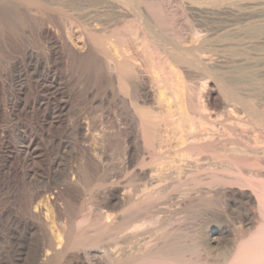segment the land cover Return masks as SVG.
Masks as SVG:
<instances>
[{
	"label": "rangeland",
	"instance_id": "obj_1",
	"mask_svg": "<svg viewBox=\"0 0 264 264\" xmlns=\"http://www.w3.org/2000/svg\"><path fill=\"white\" fill-rule=\"evenodd\" d=\"M2 1L0 0V264H131L130 260L133 261L146 254L148 246H150L148 249H155L161 247L163 242L167 245L165 252L169 257L178 261H190L192 264V257L197 252L193 244L194 233L198 229L201 238L212 233L210 232L211 227L217 226L218 223L215 222L222 220L219 214L221 208L219 205H222V201L214 196L200 197L198 198L201 199L199 204L198 202L194 205L187 203L182 206L176 200L192 198L193 195L196 198V190L202 179L208 175L214 177L216 174V177L220 178V174L222 176L226 173L209 166L211 163L209 160H203L201 163L205 165L201 171H186L179 177L174 169H170L171 171H166L168 179L164 176L166 180L161 183L160 180L164 178H159V175L152 172L157 165L166 166L171 161L177 165L180 163L184 165L177 155L179 148L175 149L174 146L162 151L151 147V151L150 149L145 151L144 159L149 164V175L146 178L131 173L124 163L127 133L117 132L118 111L123 106L118 100L108 99L106 101L107 98H104L108 89V91L115 89L116 92L117 90L109 79L110 70L107 65L103 66L97 62V57L103 55L98 52L97 55L91 54L87 56L88 58L85 57L76 62L68 55V47L74 43L76 46L79 45L78 47H83L90 37L104 43L113 33H119L122 41L127 43L130 41L127 30L131 34L136 28L139 29L145 25V29L152 30H146L147 39H150L146 44L147 46L149 44V48L153 45L150 51H156L154 55L157 54L158 59L164 51L172 57H188L192 60L191 98L198 97L200 87L206 81H202L199 74L203 68L208 69L209 72H215H210L213 78L211 81H214L211 83L219 82L230 92L233 88H227L230 84L226 82L229 80L233 82L235 84L233 87L235 86L236 91L240 93L241 107L244 110L243 117L246 121L253 122L252 125H247L248 127L245 126L242 129V139L247 149L244 148L252 151L249 152L251 155L246 153L245 158L243 157L246 161L245 171L247 173L257 169L252 166L253 159L257 158L252 154L254 150L258 152V157L264 163V143L253 145L257 139L264 141V0H241L243 1L241 7L232 5L235 0H221L224 1L221 5L212 4L214 6H210L214 11H219L216 9L224 7L229 11L234 10L235 14L238 11L243 13L239 14L241 18L238 16L234 19L227 13H220V17L218 15H215L216 17L206 16L207 19L206 17L201 18L194 10L190 14L187 8H183L186 7L185 2L188 0H109V2L108 0H4L3 4ZM194 1L202 0H192ZM144 9L148 10L149 16L143 14ZM187 10L189 13H186ZM247 11H250L249 14L253 16L248 17ZM132 26H135V29ZM45 29L51 31L55 38H59V45L62 43L61 50L58 49L60 52L54 58L51 56L50 46L43 35ZM210 29L212 31L209 33L216 36L211 38L209 34L207 37ZM71 30L75 33L73 38L70 36ZM198 31L201 34L206 31L202 35L207 39L195 38V33ZM154 38L159 39H155V44L158 46L154 44ZM197 38L198 42L195 41ZM252 42L255 48L251 46ZM197 44L198 46H195ZM250 47L254 49L251 51ZM201 51L211 56L209 58L203 55L211 59V62L208 61L210 66H206L207 62L202 66L200 63H195ZM196 53H198L197 56ZM31 56L39 65L37 69L33 70L28 67ZM153 58L156 59V55ZM223 58L225 62L220 61ZM232 58L235 63L232 62ZM217 59L222 65L216 62ZM230 62H232L231 65ZM225 67L226 70L222 71ZM44 68H49L53 71L52 73L57 74V83L62 85L64 94L72 91H70L73 100L70 101L72 110L79 111L91 125L86 138L81 139L74 131L66 133L61 126L55 129L43 127L40 117L46 107L43 105L40 111L30 109L37 99L49 98L63 102L66 100L65 95L58 98L53 96L52 92L41 93L39 86L42 82ZM216 68L222 69L220 71ZM69 78L70 86L67 84ZM20 86L26 89L21 97L17 93ZM197 99L194 102L197 103ZM19 100L26 111L14 113L9 105L13 102L18 103ZM152 106L153 108L158 107L157 104H152ZM250 112H253L256 118H251ZM98 117L104 119L105 127L111 135L106 138V141L104 140L102 145L95 142L97 132L94 125ZM5 144L9 146L11 159H7L8 151L4 149ZM101 152H104L105 158H103L104 171L97 168L96 162ZM206 165L212 168L207 169ZM245 176L248 179V175ZM168 182L172 183H170L171 186ZM114 184L123 191L126 190L125 192H131L134 197L146 194L153 196V200L148 203L149 205L147 203L139 204L138 207L131 205L132 208L110 204L103 192L109 185ZM168 186L171 189H167ZM147 191L149 194L146 193ZM157 197L158 200L161 199L158 201ZM165 200L166 203L163 202ZM139 225H141L140 229H135ZM211 254L215 260L217 259L216 261L224 257L222 251L216 250Z\"/></svg>",
	"mask_w": 264,
	"mask_h": 264
},
{
	"label": "bare ground",
	"instance_id": "obj_2",
	"mask_svg": "<svg viewBox=\"0 0 264 264\" xmlns=\"http://www.w3.org/2000/svg\"><path fill=\"white\" fill-rule=\"evenodd\" d=\"M3 1H2V4H3ZM87 1H89V0H87ZM108 2H109V0H108ZM223 2L224 1H221V0H202V1H194V2H192V0H188L187 2H185L186 7H183V8L184 9L187 8L191 12L190 14H192V10H194L196 12V14L199 15L201 18L206 17V16H215V15L221 16L220 13H227V14L233 16V19H234L238 16L240 17L239 14H243L240 11H238V13L236 12L237 14H235L234 10H232L233 11L232 12L231 9L229 11L228 8L226 9L224 7L223 8L221 7L222 9L221 8L216 9L219 11H214V9H212L210 7L212 4H220L221 5V3H223ZM229 2H231V1H229ZM232 3H230V4H232L233 6L235 5L236 7L243 6L242 5L243 1H241V0H235ZM251 4L253 5V8H255L254 7L255 5L252 2H251ZM212 6H214V5H212ZM134 10H135V8H134ZM188 10L186 11V13H189ZM220 10H222V11H220ZM126 11H128V10H126ZM249 12L247 11L248 14H246L248 17L251 16V14H249ZM132 13H134V12H132ZM140 13H142V12H140ZM251 13H255V12H251ZM256 13H257V11H256ZM143 14H145V16L150 15L148 10H146V9H144ZM257 16L258 15H256V17ZM173 17H174V15H173ZM251 17H250V19H251ZM254 17H255V14H254ZM140 18H141V16H140ZM207 18L208 17H206V19ZM212 19H213V17H212ZM251 20H250V22H251ZM246 21H244V22H246ZM220 22H222V21H220ZM145 23H147V22H145ZM246 23H248V22H246ZM95 24H97V23H95ZM137 24H138L137 27H139V23H137ZM147 25H149V24H147ZM144 26L141 28L139 27V29L136 28L137 30L135 29V26H132L136 31L130 30V32L132 31L131 34L128 33L129 31L127 30V34L130 35V41L129 42L126 41L127 43L122 41V36H120L119 33H113L112 35H110V37L107 39V41L103 40L104 43H102V41L98 42L97 39L90 37L88 39V43L87 44L84 43L85 45H83V47H78L79 45L76 46L74 41H72L74 43V45L72 43H71L72 45L69 43L71 46L70 45H68L70 47L67 46L68 47V53H69L68 55H70L72 57V60H74L76 62H78L79 59L80 60L83 58L85 59V57H87L88 55L89 56L91 54L97 55L98 52H101V54L103 55L101 57H97V62H98V64L100 63V65H103V66L107 65V67L109 68L110 73H111V74L108 73L110 75L109 79L111 80V82L113 83V85L116 87V90H117V92H116L115 89H113V90L110 89V91H108L109 90L108 88H107L108 89L107 91L104 89L106 91V92L104 91L105 92L104 98H107L106 101H108V99L118 100L119 102H121V104L123 106L118 111L119 115L117 118V132H119V133L125 132V134L127 133V138L125 140L124 163L126 164L127 169L131 171V173H133L137 176H142V178H146L149 175V171H148V169H149L148 165L149 164L146 163L145 159H144V156L146 154L145 151L146 150L149 151V149L151 147H154L155 149L157 148L158 151H162L163 149L166 150L170 146H174L175 149L179 148L180 151H178L177 155L179 156L180 161L184 162V165L182 166L181 163L177 165L175 162H172V161L168 165L166 164V166L163 163L162 164L164 166L163 165H161V166L157 165L156 168L154 170H152V172L154 174H157V176L159 175V178H161V177L164 178V179L160 180L161 183L165 182V180L168 179L166 177V171L170 170V169H174L176 172V175L179 177H181V175L184 172L186 173V171H188V172H190L191 170L201 171L202 167L205 165V164L202 165V163H201V162H203V160H206V161L209 160L211 162L210 165L208 164L209 166H212L215 169H221L222 173L223 172L226 173L225 175L222 174V176L220 174L219 175L220 178H217L216 177L217 174H216V176H214V177L208 175L204 179H202V181H200L201 183L200 184L198 183L199 187L198 188L195 187V188H197V190H196L197 195H195L196 198L193 197L194 196L193 193L190 192L193 195L192 198L185 196L187 198L184 197L185 199H182V200L177 199L176 200V201H178L177 203L181 204L182 206H185L183 204H187V203L189 205H191V203H192V205H194V203L198 202V204H199V201L201 199H198V198H200V197L206 198L209 196H214V197L219 198L222 201V205H219L221 207L219 214L221 215L222 220H221V222H215V223H218L217 226L211 227L210 232H212V233H209L208 236L206 235L205 238H201V236L199 235L200 231L198 229H196V231L194 233L193 244H194L197 252H196L195 256L192 257L191 263L192 264H264V163L258 157L259 156V155H257L258 152L256 150H254L253 151L254 153H252V154H254L257 158L255 160L253 159L252 166L257 168V169H255V170L252 169L253 171L247 170V171H249L247 173L245 171V168H246L245 162L246 161L244 159L245 158L244 155L246 153H249L252 151L246 150L247 147H246V145H244V142L242 139V136H243L242 135L243 134L242 129H244V127L247 125H252L253 122L246 121V119H244V117H243L244 110L241 107V99L239 97L240 93L238 91H236V88H234L235 86L233 87V85H235V84L233 82H230V80H229V82H226V81L225 82L230 84V86H227V88L228 87L233 88V90L231 89V92H230V90H226L222 86V84H220L219 82L211 83L214 81H211L213 78L210 76V72H212V73H215V72L214 71L209 72L208 69H206V68H203L202 70H200V67L197 64V66L199 67V70H200L199 71L197 69V71H199V74L201 75V78L203 79V80L202 79L201 80L202 81L206 80V81L202 85V87H200L201 90L199 89L200 94L197 95L198 97L196 96L198 99L195 98L198 100L197 101L198 104L196 102H194L195 99L191 98L192 94L190 95V83L192 82V69H193L192 68V60L189 59L188 57L182 58V57H178L177 55H176L177 57H172L164 51L161 53V51H160L161 49H160L159 51L161 54H160L159 59H158V55L155 54L157 57L156 59H158V61H157L155 58H153V57H155L154 53L156 51L155 52H153V50H151L152 52L150 51V48L153 49V47H152L153 45L150 46V48H149V44H148V46L146 44L147 41L148 42L150 41V39L149 40L147 39V33L148 32L146 33V30L149 31L150 29L149 30L147 28L145 29ZM128 28H129V26H128ZM156 29H157V27H156ZM150 31H152V30H150ZM200 31H202V30H200ZM200 31H198L197 33L194 32L195 38L198 37V38H201L203 40L207 39L206 37H204V35H202V34H204V32L206 33V31H204L202 34L200 33ZM210 31H212V29L208 30L207 37L209 36V34L211 35V33H209ZM70 32L72 33L73 31L71 30ZM158 32L160 33V31H158ZM74 34L75 33H72L70 35L71 38H73L75 36ZM212 34H213V32H212ZM43 35L45 36V38L47 40L46 42H48V44L50 46L51 56L53 58L56 57L61 50L60 45H62V43L59 45V41H58L59 38L58 39L55 38L53 36V34H51V31H49L48 29L43 30ZM237 35H238V33H237ZM212 36L213 35H211L209 37L212 38ZM214 36H216V35H214ZM227 36L228 35H226V37ZM229 36H230V34H229ZM153 37L154 36H152V38ZM71 38H69V40ZM84 38H86V37H84ZM156 38H154V44L156 43V41H155ZM198 38L195 41H197V40L199 41ZM221 38H223V37H221ZM257 38H258V36H257ZM124 39H126V38H124ZM248 39H250V38H248ZM156 40H159V39H156ZM160 40H161V38H160ZM165 40H166V38H165ZM167 40H168V38H167ZM212 40H215V39H212ZM191 41H193V39ZM253 41H255V40H253ZM157 43H159V42H157ZM183 43H185V42H183ZM188 44H190V43H188ZM198 44L195 46H198ZM155 45L158 46V44H155ZM156 46H154V47H156ZM218 46L219 45H217V47ZM228 46H229V44H228ZM251 46L254 47L255 46L254 43ZM198 48L201 49L202 47H198ZM254 48H252V49H254ZM58 49H60V50H58ZM194 49H195V47H194ZM196 49H197V47H196ZM220 49H222V48H220ZM227 49H229V48H227ZM249 49H251V47ZM252 49H251V51H252ZM62 50H64V49H62ZM197 50H199V49H197ZM66 51H67V49H66ZM165 51H166V49H165ZM209 51H211V50H209ZM187 52H189V51H187ZM203 53H204V51L201 53L202 56L200 54H199L200 56H197L198 53H196V56L198 58L196 60L197 62L195 61V63H200L202 66V65H206V62H207L206 66L208 67V66H210V65H208V61L210 60L209 62H211V59H208L205 57L206 56L209 57V53H208V55H206L207 53H205V54H203ZM203 55L204 56L206 55V56L203 57ZM250 55H251V53H250ZM29 59L30 60L28 63V67L31 69L33 68V70L37 69L39 67L38 63L35 62V60L32 56ZM154 60H156V62H154ZM224 60H225V58H223V60H220V61H224ZM226 60H227V58H226ZM232 60H233L232 62L235 63L233 58H232ZM216 62H219L218 59ZM232 62H230V65ZM219 63L222 65L221 62H219ZM213 64H211V65H213ZM237 64H238V62H237ZM223 65H227V64L223 63ZM206 66H204V67H206ZM214 66H216V64ZM214 66H212V67H214ZM219 67H221V66H219ZM216 69H219V68H216ZM221 69L222 68H220L219 70L221 71ZM234 69H236V68H234ZM223 70H226V67H225V69L223 68L222 71ZM52 72L53 71H51L49 68H46V69L44 68V72H43V76H42V80H41L42 82L39 86L40 91H41V93L52 92L53 96L58 97V98L65 95V97H66L65 102L57 101V100L55 101V100H51L49 98H45L44 100L43 99L42 100L37 99L33 102L30 109L40 111L42 106L44 105V107H46V110H44V112L42 113V116L40 117V121H41L40 123L43 127L47 126V127L55 129V128H58L59 126H61L64 128V129L63 128H61V129H63V131H65L66 133L74 131L78 137H80L81 139H84L89 135V129L91 128V125L88 121H86L83 118L82 114L79 111L72 110V105H70V101L72 100L71 99V93H70L71 90L69 91V93L64 94L63 87L61 88L62 85L57 83V80H58L57 74L52 73ZM90 74H92V73H90ZM109 79H107V80L109 81ZM233 80H236V79H233ZM67 84H68V86H70V78L68 79ZM67 84H66V86H67ZM107 84H109V83H107ZM107 84H106V86H107ZM109 86H111V85H109ZM25 92H26L25 87L20 86L17 93H18V96L21 97ZM102 96L100 97L101 99H102ZM104 101H105V99H104ZM152 104H157L158 107L153 108ZM9 106H10L12 112H14V113L15 112L21 113L22 110L26 111V108L24 106H22L20 100L18 103L13 102ZM247 116H249V115H247ZM250 117L254 118L255 114L253 112L252 113L250 112ZM94 126H96L95 130L97 132V134L95 136L96 137L95 142L102 145V143H104V140L106 141V138L108 136H111L110 132H108L107 128L105 127V121L102 117H100L97 121L95 120ZM254 126H255V124H254ZM259 139H260V137H259ZM263 140H264V138H263ZM248 143H250V141ZM261 143H264V141H260L257 139L254 141L253 145L255 144L257 146L258 144H261ZM5 146H6V148H4V149L6 150V152L8 151L7 152V159H11L12 154H11V152H9V146L6 144H5ZM100 147H102V146H100ZM244 147H246V149ZM150 151H151V149H150ZM103 153L104 152H101V154L96 158L97 168L100 171H104V169H105L103 167V158H104ZM249 154L251 155V153H249ZM260 155H262V154L260 153ZM173 163H175L174 164L175 166L173 165ZM208 165H206V167ZM209 166L207 169L212 168V167L209 168ZM188 172H187V174H188ZM208 172H210V171H208ZM193 173H194V171H193ZM213 174L214 173H212V175ZM246 174L248 175V179H246V177H247V176H245ZM164 176L166 177V179ZM188 178H189V176H188ZM156 179H158V178H156ZM180 179H182V178H180ZM158 182H159V180H158ZM152 183H153V181H152ZM170 183H169V185H170ZM154 184L156 185V182H154ZM166 184H167V182H166ZM150 187H151V185H150ZM168 188H170V187L168 186L167 189ZM174 188H175V186H174ZM190 189L192 190V188H190ZM193 189H194V187H193ZM125 191H123L122 188H120L119 186L114 184L112 186L109 185V187L105 188V191L103 193L106 195V197H107L106 200L108 203H110V204L112 203V204H115L117 206L119 205L120 207L122 206V208L123 207L126 208L127 206H131V205H137V207H138L139 204L140 205L145 204V203L148 204L153 200V198H152L153 196H147L145 194V196L134 197L131 192H125ZM151 191H153V189ZM161 192H162V190H161ZM146 193H148V191ZM157 200H158V197H157ZM166 200L163 202L166 203ZM173 201H175L174 198H173ZM202 202H203V200H202ZM167 203H168V200H167ZM177 203H176V205H177ZM151 204H153V203H151ZM158 207H159V205H158ZM131 208H132V206H131ZM178 210H180V209H178ZM209 212H211V211L209 210ZM140 227H141V225L135 227V229H140ZM59 242H60V240H59ZM169 243H171V242H169ZM163 244L161 247H158V248L154 247L155 249H153V248L148 249L150 247V246H148V248H146V254L142 255L140 258H137L133 261L130 260V263L131 264H190V261H178V260H175V259L169 257L165 252V248L167 245L164 242H163ZM64 249L66 250V248H64ZM71 249H72V247H71ZM179 249H181V248H179ZM216 250L222 251L224 254V257L223 258L221 257L222 259H220L219 261H216L217 259L215 260L211 254L213 251H216ZM121 252H123V251H121ZM218 253H220V252H218ZM136 254H138V253H136ZM84 256L86 257V255H84ZM138 256H140V255H138ZM216 256H218V255L216 254ZM146 258H149V259L145 260ZM120 262L123 263L122 261H120Z\"/></svg>",
	"mask_w": 264,
	"mask_h": 264
}]
</instances>
